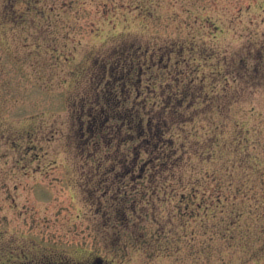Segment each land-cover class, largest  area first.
Listing matches in <instances>:
<instances>
[{"label":"rangeland","instance_id":"rangeland-1","mask_svg":"<svg viewBox=\"0 0 264 264\" xmlns=\"http://www.w3.org/2000/svg\"><path fill=\"white\" fill-rule=\"evenodd\" d=\"M132 57L143 97L188 102L164 115L178 167L143 182L135 142L78 117ZM226 179L246 188L185 213ZM97 260L264 264V0H0V264Z\"/></svg>","mask_w":264,"mask_h":264},{"label":"trees","instance_id":"trees-1","mask_svg":"<svg viewBox=\"0 0 264 264\" xmlns=\"http://www.w3.org/2000/svg\"><path fill=\"white\" fill-rule=\"evenodd\" d=\"M139 58H121L120 61L109 63L105 73L100 75V79L105 82L98 83L99 92L96 91L79 103L78 117L81 127L89 131L95 128L94 133L98 134L96 136L100 141L103 135H110L113 131L120 135L122 131L121 143L135 142L128 150L133 169L127 168L122 174L135 175L138 182H143L144 179L155 178L163 172L175 171L178 167L181 156L173 151L176 140L170 133L167 135L171 124L164 115L174 107L173 116H183L182 111L187 108L188 102L186 98L179 97L161 99L162 101H151L150 98L143 97L140 92L143 91L142 80L139 76L144 74V66ZM146 59L152 62L151 58ZM161 60L158 62L161 63ZM167 64H170V59H167ZM135 68L132 75L130 70ZM123 157L126 158L127 155L124 154ZM216 179L217 177L214 178ZM203 183L184 187L187 194L182 193V198L186 197L190 201L186 205L196 206L195 210L185 208L186 214L192 216L196 210L198 212L200 209L219 206L223 198L228 199L227 192L235 186L238 191L246 188L245 183L234 186L230 179L225 182L215 181V184ZM198 195L204 200L199 202ZM195 200L198 203H194Z\"/></svg>","mask_w":264,"mask_h":264},{"label":"water","instance_id":"water-1","mask_svg":"<svg viewBox=\"0 0 264 264\" xmlns=\"http://www.w3.org/2000/svg\"><path fill=\"white\" fill-rule=\"evenodd\" d=\"M93 264H102V261L101 260H97Z\"/></svg>","mask_w":264,"mask_h":264}]
</instances>
